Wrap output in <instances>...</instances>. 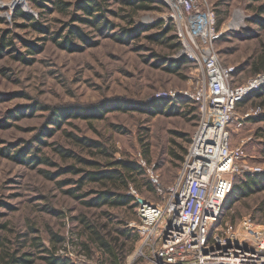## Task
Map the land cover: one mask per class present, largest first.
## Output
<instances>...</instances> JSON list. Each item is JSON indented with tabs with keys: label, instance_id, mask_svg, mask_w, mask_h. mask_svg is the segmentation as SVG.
<instances>
[{
	"label": "rangeland",
	"instance_id": "1",
	"mask_svg": "<svg viewBox=\"0 0 264 264\" xmlns=\"http://www.w3.org/2000/svg\"><path fill=\"white\" fill-rule=\"evenodd\" d=\"M84 1L88 0H41L45 7H38L32 0H23L20 5L0 0V44L3 38L5 42L11 40L13 47L7 46L9 51L0 53V264L10 254L28 259L25 264H48V253L33 243L38 238L45 247H51L52 233L64 238L56 256L73 264H113L107 253L90 240L89 228L79 220L82 216L105 238L115 237L117 230L135 232V242L121 239L125 254L118 264H146L138 253L140 235L131 225L138 220L136 209L82 204L81 199L73 197V191L69 193L81 175L67 168L84 167L60 156L57 150L103 164L107 159L93 155L95 147L81 145L75 137L99 141L111 152L112 160L124 159L140 166V187L130 182L127 190L132 187L143 198L159 201L161 196L146 169L154 164L161 186L172 184L203 121L202 106L194 101L181 107L176 103L172 109L154 115L132 108H151L154 101L167 99L157 94L190 89L201 79L200 69L192 63L177 72L162 67V60L173 59L180 47L165 4H158V10L131 15L121 0H100L104 12L96 15L103 14L104 19H96L80 8ZM206 4L220 21L219 30H226L230 20L239 19L241 14L264 20V12L258 13L264 8V0H206ZM17 7L39 18L46 32L40 33L27 20L15 18ZM249 18L245 19L246 27L223 32V38L213 45L219 64L237 65L231 86L243 85L256 75L251 71L262 51L264 32ZM166 27L171 29L164 35ZM77 28L85 40L72 37L70 50L57 44L69 30ZM23 41L36 47L30 48ZM18 53L26 60L13 57ZM120 102H127L132 109L114 110ZM242 102L236 105V114L259 107L254 96ZM78 108L86 115L95 108L101 112L89 119L85 115L70 117V112ZM66 109L71 111L66 113ZM238 119L237 115L231 126V143L235 146L249 137L244 160L264 172V121L246 119L236 126ZM17 151L23 154L17 155L19 159L13 158ZM171 151L182 155L183 160L174 159ZM31 157L36 163L23 161ZM241 175L234 174L233 179ZM91 189L100 187L86 184L81 189L87 194L83 200L94 196ZM248 215L257 224H264V190L231 198L223 220L237 225ZM83 245L89 249H81Z\"/></svg>",
	"mask_w": 264,
	"mask_h": 264
},
{
	"label": "built area",
	"instance_id": "2",
	"mask_svg": "<svg viewBox=\"0 0 264 264\" xmlns=\"http://www.w3.org/2000/svg\"><path fill=\"white\" fill-rule=\"evenodd\" d=\"M158 1L168 8L166 16L173 22L180 43L173 59L185 58L198 66L201 79L190 89L156 97L187 98L202 106L204 116L172 184L161 186L154 164L146 169L161 196L159 201L143 198L132 187L126 192L138 218L131 225L141 238L139 256L146 264H264V224H257L250 215L237 225L223 220L233 175L263 172L244 160L249 137L232 145L231 126L236 105L264 87V72L243 85L231 86L237 68L219 64L213 48L223 32L246 27L249 16L232 18L223 31L217 29L215 11L206 0ZM256 116H264V109L257 107L240 116L236 126Z\"/></svg>",
	"mask_w": 264,
	"mask_h": 264
},
{
	"label": "trees",
	"instance_id": "3",
	"mask_svg": "<svg viewBox=\"0 0 264 264\" xmlns=\"http://www.w3.org/2000/svg\"><path fill=\"white\" fill-rule=\"evenodd\" d=\"M40 1L32 0L35 6L45 7L44 6L45 4ZM120 2L123 5H126L129 7L131 15H134L139 11L158 10V4L163 5V3H161L158 0H121ZM61 6L62 5L60 4L59 7ZM104 7L105 6H103L100 0H88L80 4V8L84 12L90 13V15L94 16L96 19L98 18L104 19L103 14L99 16L96 15V13L98 12H100V14L101 12H104L103 11ZM263 12H264V8H259L258 13L261 14ZM14 16L15 18L27 20L29 25L34 30L40 33L46 32V30L40 26L39 18H36L35 16L21 10L20 7L16 8ZM251 21L259 25L260 28L264 32V20L259 19L257 16L254 15L250 19V22ZM219 25H220V21L217 20V27ZM170 29H171L170 27L168 28L166 27L162 30V32L164 33V35H166V33L170 31ZM3 37L5 38V36ZM72 37H77L82 40H85L84 36L81 34L80 30L77 28V29L69 30L68 35H64L63 38H61V40L56 41V42L58 45L63 46L66 49H69L71 47ZM23 43L29 46L30 48L36 47L26 41H23ZM7 46L10 47V49L13 48L11 40H8L5 42L4 39L2 38L1 44H0V53L2 50L9 51V49H6ZM261 50H262L261 53L259 54V56H257L252 66V71L254 72L260 70L261 68H263L261 72H264V43L261 46ZM19 54L20 53L15 54L13 57L25 61L26 59H23V56ZM161 64H163L162 67L164 69H167L169 72H175V71L177 72L179 68H181L183 65L190 64V62L186 60L185 58H180V59H165L164 58ZM262 96H264V87L259 93H257L254 96L257 100H259V102H257L256 104L260 108H264V98ZM169 99L171 100L167 102V100ZM169 99L156 100L150 105L151 108H148L146 106V108L144 107L145 108L144 110L143 109L141 110L140 108H136L137 107L136 105H134L132 108H134L135 110L141 111V112L146 111L150 115H154L157 112H160V111L165 112L167 109L168 110L170 108L172 109L176 103H180L178 104V106L181 107L182 103L184 104V103L192 102L191 100L181 97V96H178L176 98H169ZM242 104L243 102L241 103L239 102L238 106ZM129 107L130 106L128 105L127 102H120L119 106L118 107L116 106L114 110L132 109L131 107L130 108ZM161 107L162 109L160 110ZM80 109L79 108L74 109L72 112H70V117H79V116L83 117L85 115L89 119V117L90 118L98 117V113L101 112L100 109L95 108V109H91L90 111H88L87 112L88 115H86L82 113L84 110H80ZM65 111H67L66 113H69V111L71 110L66 109ZM246 119L251 120V121H259V120L264 121V116L249 117ZM245 120L243 122H245ZM75 141L77 142L79 141L80 144L84 146L95 147L97 152H94L93 155L98 154L102 158H105L107 160L106 162L101 164V162H97L96 160H89L84 157L77 156L68 150H62V149L57 150L60 153V156L64 158H72L75 160L76 163H79L80 165H82V167H84V168H77L74 165H70L67 168L68 171H70V173L81 175L80 178L75 181L76 188L69 190V193L73 191L74 192V194H72L73 197L81 199L80 200L81 203L87 207L101 208L103 206H107L110 208H118V207H130L132 209L135 208V205L132 203V198L126 195L125 190H127L128 184L130 182H133L136 187H140L141 184H139V181L137 182V176L142 175L143 173L140 166L136 162L127 161L124 159L112 160L111 152H109V150L105 148L103 144L100 143L99 141H93L87 138H77V137H75ZM147 152L148 150L145 148L144 149L145 157L148 156ZM170 154L174 159L183 160V156L180 154H177L173 151H171ZM17 155L22 156L23 155L22 151H17L16 155L13 156V158L15 157L17 158L18 157ZM28 160H32V163L33 162L36 163L37 161L35 157H31L28 159L23 158V161H28ZM43 161L44 160H40V162H43ZM236 178L237 180L236 179L234 180L233 187L230 193V197L233 199L246 197L252 193L258 192L260 190H264V172L254 173V174H243ZM86 184L97 185L98 187H100V189H95V190L91 189L90 193L93 194L94 196L91 199L83 200L82 198H84L87 194L86 192H82L81 189ZM147 187H149L150 189V186L147 185ZM102 212L105 215L110 214L108 211H102ZM84 218L85 216H82L81 218H79V220L82 222V225L86 224V227L89 228L88 232H89L90 240L107 253V255L109 256L113 264H118V261H120L123 254H125L124 253L125 243L121 239L127 240V241L131 240V243L135 242L138 239L137 234L130 230H117V235L115 237H112L110 239L105 238L104 236H101L99 234V231L96 229V227L93 224L90 225L88 221L84 220ZM63 240L64 238L62 236L52 233L51 247L49 248L45 247L38 238L34 239L35 242L33 244L35 248H40L41 249L40 251H44L48 253V256H47L48 258H46V262L48 264H73L68 259L61 258L60 256L55 255L58 244L62 243ZM74 246L76 245L74 244ZM86 248L87 250L89 249L86 245L81 246V249H86ZM23 256H26V254ZM27 262H29V260L24 257H15L12 254H10L9 259L6 262H4V264H25Z\"/></svg>",
	"mask_w": 264,
	"mask_h": 264
},
{
	"label": "crops",
	"instance_id": "4",
	"mask_svg": "<svg viewBox=\"0 0 264 264\" xmlns=\"http://www.w3.org/2000/svg\"><path fill=\"white\" fill-rule=\"evenodd\" d=\"M250 19V18H249ZM237 66V65H236ZM237 68V67H236ZM263 70V68H261L260 70H258V71H256L257 73L258 72H261ZM237 71V70H236ZM256 72H254V71H251V73L252 74H256ZM236 73V72H235ZM237 115H238V117H240V116H243V115H245V114H243V115H240V114H236V117H237Z\"/></svg>",
	"mask_w": 264,
	"mask_h": 264
},
{
	"label": "bare ground",
	"instance_id": "5",
	"mask_svg": "<svg viewBox=\"0 0 264 264\" xmlns=\"http://www.w3.org/2000/svg\"><path fill=\"white\" fill-rule=\"evenodd\" d=\"M19 2H20V0H15V1L13 0V4L14 3H19Z\"/></svg>",
	"mask_w": 264,
	"mask_h": 264
}]
</instances>
